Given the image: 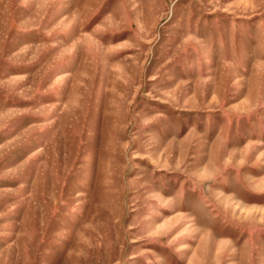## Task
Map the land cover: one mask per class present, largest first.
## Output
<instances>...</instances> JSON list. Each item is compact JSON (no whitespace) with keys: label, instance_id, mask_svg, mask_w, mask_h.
<instances>
[{"label":"rangeland","instance_id":"obj_1","mask_svg":"<svg viewBox=\"0 0 264 264\" xmlns=\"http://www.w3.org/2000/svg\"><path fill=\"white\" fill-rule=\"evenodd\" d=\"M0 264H264V0H0Z\"/></svg>","mask_w":264,"mask_h":264}]
</instances>
